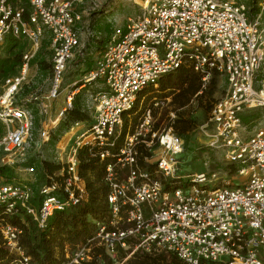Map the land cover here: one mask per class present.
<instances>
[{"label":"built area","instance_id":"1","mask_svg":"<svg viewBox=\"0 0 264 264\" xmlns=\"http://www.w3.org/2000/svg\"><path fill=\"white\" fill-rule=\"evenodd\" d=\"M84 2L0 0V55L10 35L27 42L21 69L0 88V166L33 176L35 168L24 163L35 146L50 141L54 128L45 124L36 138L37 115L30 103L48 114L61 96L82 44L84 13L78 5ZM261 6L251 18L246 0H142L138 15L112 28L94 67L69 85L57 120L73 107L77 90L93 82L101 89L87 103L93 119L88 128L80 130L84 122H76L72 128L79 130L57 143L54 161L61 167L42 189L40 208L32 202L30 179L0 182V236L12 255L4 264H34L15 218L26 212L45 228L57 211L89 200L81 173L83 150L103 167L109 207L101 218L90 216L93 234L69 252L64 264L101 261L93 243L105 249L113 264L152 247L181 264H264V128L248 131L242 119L246 111L264 108V0ZM46 39L53 50L50 88L31 100L19 99L31 60ZM184 66L203 74V88L215 72L227 78V92L214 103L203 127L207 145L236 164L241 182H219V170L179 174L185 140L168 124L157 127L151 107L134 129L130 124L126 130V117L146 96L143 91L161 92L163 77ZM139 146L157 155L156 165L141 163ZM121 251L126 255L119 262Z\"/></svg>","mask_w":264,"mask_h":264},{"label":"trees","instance_id":"2","mask_svg":"<svg viewBox=\"0 0 264 264\" xmlns=\"http://www.w3.org/2000/svg\"><path fill=\"white\" fill-rule=\"evenodd\" d=\"M262 0H248L249 15L254 18L261 12ZM103 42V41H102ZM50 40H45L42 48L32 58L31 64H37L42 74L52 72V61H50L49 51ZM27 48V42L23 37L10 35L6 41L3 55H0V88L5 79L15 75L21 69L24 63V53ZM52 58V57H51ZM92 67H89L88 71ZM218 73H213L206 88H203V74L197 72L192 67H182L175 73L165 75L161 81V91L164 92V98L171 97L169 105L172 111L176 113L175 118H171L167 109L163 115V120L173 128L177 135L186 138L195 128L197 120L194 117L196 108L203 110L205 115H209L214 105V96L216 93V82ZM79 84L78 86H80ZM87 91L88 87L81 88L74 97L73 107L68 109L56 129H53L51 139L48 144L56 146L61 135L66 132L73 124L90 119V113L87 109ZM166 100V99H164ZM140 98L137 101L139 103ZM197 103V107H195ZM137 106V105H136ZM136 106L130 111L133 113ZM256 116L249 112L242 115L243 122L249 124ZM135 120L133 128L138 125ZM129 125V119L126 117V130ZM159 126V125H157ZM3 130L0 126V135ZM126 132V131H125ZM141 163L152 166L145 162L146 157L151 158L150 153L144 146H139ZM25 166L37 168L36 181L33 183L34 197L33 204L40 208L43 201L42 189L51 184L49 174H53L60 169V165L50 159H40L31 157ZM81 173L87 179L90 193L89 200L76 206H70L63 211H57L47 221L45 228L40 227L35 218L24 212L14 219L24 230L22 244L27 248L35 264H64L66 260L57 256L56 248L59 246L66 249L70 246L72 249L78 244L86 243L87 239L93 234L94 224L89 219L101 218L108 210L106 201L107 191L103 181V167L98 159H89L87 150L81 152ZM17 178V168L11 166H0V181L15 182ZM94 256L101 255V261L93 260V264H113L105 249L98 247L93 243ZM126 252L121 251L122 257ZM12 259L8 248L3 243L0 236V264H4ZM181 264V261L174 255L165 250L152 247L150 251L138 250L133 257L124 264Z\"/></svg>","mask_w":264,"mask_h":264},{"label":"rangeland","instance_id":"3","mask_svg":"<svg viewBox=\"0 0 264 264\" xmlns=\"http://www.w3.org/2000/svg\"><path fill=\"white\" fill-rule=\"evenodd\" d=\"M141 2L142 0H85L84 3L78 5L79 10L84 13L83 23L80 25L82 44L74 52V56L71 61V67L63 84V92L58 99L53 101L52 108L49 110L48 114H41L38 110L36 102L30 103V106L33 107L37 115L35 128V135L37 139H39L41 128H43L45 124L53 125L54 129L58 127L61 119L57 120V118L61 107L65 104L67 92L70 90L69 85L73 83L74 80L83 78V76L87 73L89 67H94L96 60L100 55V51L103 45L102 41L104 43V40L107 38L108 34L111 32L112 28L115 25H124L129 17H134L139 14L141 11ZM261 21L262 26H264V13L262 14ZM49 51H51V53L49 54V59L50 61H52L53 50L51 48V45L49 47ZM51 75V72L42 74L39 71L37 64H30L27 83L24 86L23 92L19 95V99L26 100V98L32 96H41L46 94L50 88ZM216 78L217 86L213 103L222 98L226 94L228 89V81L225 75L218 73ZM82 82L83 81H80L79 84H81ZM100 87L101 84L99 82H93L88 86L87 94L89 95L90 103L93 99L92 97L101 89ZM77 92L78 91H76V93ZM142 94H145L146 96L140 99L139 103L136 104L137 106L135 105V111L127 116L129 119V125L131 124V128H133L135 120L141 122L144 109L150 107L153 109V119L155 125H162L163 127L167 126V122L163 120V115L167 109L170 112L172 111V107L171 105H169L171 97L164 98V92L161 91L159 93H153L151 92V89L144 90ZM29 99L31 100L32 98ZM195 107H197V103H195ZM91 112H93L92 109ZM247 112L256 116L252 120V122L247 125L248 131H252L257 127L264 128V108L249 110L245 113ZM91 114L92 113H90V115ZM194 117L196 118L197 123L195 128L188 135V140L184 138L185 149L180 157L181 164L179 167V174L184 175V177H188L195 173L219 170L223 172V174H221L220 178L218 179V181L221 183H224L223 181H229L230 183L235 184L244 180L243 177L241 178V176L237 173L235 168L236 164L230 163L225 158L222 151L213 150L210 146L207 145L208 139L206 135V129L203 126L207 122L208 115H205L202 109L196 108ZM92 120L93 119L91 115V118L87 121H84V123L81 124L78 128L80 130L88 128ZM78 128H75L74 131H76ZM66 132H64L61 136H64ZM60 139L61 137L59 138V140ZM59 140L57 141V143L59 142ZM55 149L56 146H53L50 143L35 146L32 150V157H38L40 159L48 158L54 161ZM156 159L157 155L149 158L148 160L145 159V162L152 165H154L155 163L156 165ZM57 172L55 173L57 174ZM36 175V167L33 176H30L24 170L17 168V178L15 180L16 182H22L25 181V178H27L30 179L29 181L35 183ZM159 177L163 182L166 180L160 174ZM2 181L3 180H1L0 182ZM56 250L57 256L61 259L63 258L66 260V257L70 255L69 252H71V250L73 249L67 245L66 249H62L58 246ZM133 255L131 257H133ZM123 258L124 257L119 256V262ZM67 260L65 262H67Z\"/></svg>","mask_w":264,"mask_h":264},{"label":"crops","instance_id":"4","mask_svg":"<svg viewBox=\"0 0 264 264\" xmlns=\"http://www.w3.org/2000/svg\"><path fill=\"white\" fill-rule=\"evenodd\" d=\"M106 42H107V38L104 40V43L102 42L103 45H102V48H101L100 53L102 52V50H103V48H104ZM88 86H89V85H88ZM88 86H87V87H88ZM77 91H79V90H77ZM75 95H76V94H75ZM87 98H88V100H87L86 103H88V102L90 101V100H89V95H88V94H87ZM86 105H87V104H86ZM63 106H64V105H63ZM63 106H62V107H63ZM62 107H61V109H62ZM86 107H87V106H86ZM88 112H89V111H88ZM89 113H90V112H89ZM90 118H91V115H90ZM60 119H62V118H60ZM86 121H87V120H86ZM80 122H84V121H80ZM68 130H69V131H68ZM68 130H67L68 132H66L64 136H61V139L64 138L65 136H70L71 134H73V133L75 132L74 129L72 128V126H71ZM61 139H60V140H61ZM60 140H59V141H60Z\"/></svg>","mask_w":264,"mask_h":264}]
</instances>
